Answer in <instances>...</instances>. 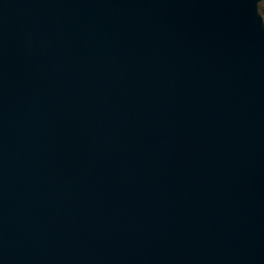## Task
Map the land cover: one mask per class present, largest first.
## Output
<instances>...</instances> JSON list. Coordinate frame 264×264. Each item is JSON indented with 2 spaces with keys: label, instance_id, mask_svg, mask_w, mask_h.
I'll list each match as a JSON object with an SVG mask.
<instances>
[{
  "label": "water",
  "instance_id": "95a60500",
  "mask_svg": "<svg viewBox=\"0 0 264 264\" xmlns=\"http://www.w3.org/2000/svg\"><path fill=\"white\" fill-rule=\"evenodd\" d=\"M264 0H0V264H264Z\"/></svg>",
  "mask_w": 264,
  "mask_h": 264
},
{
  "label": "trees",
  "instance_id": "16d2710c",
  "mask_svg": "<svg viewBox=\"0 0 264 264\" xmlns=\"http://www.w3.org/2000/svg\"><path fill=\"white\" fill-rule=\"evenodd\" d=\"M260 12L262 13L263 17H264V5L263 3H260Z\"/></svg>",
  "mask_w": 264,
  "mask_h": 264
},
{
  "label": "built area",
  "instance_id": "2783aa9c",
  "mask_svg": "<svg viewBox=\"0 0 264 264\" xmlns=\"http://www.w3.org/2000/svg\"><path fill=\"white\" fill-rule=\"evenodd\" d=\"M261 3H263V5H264V1H262Z\"/></svg>",
  "mask_w": 264,
  "mask_h": 264
}]
</instances>
